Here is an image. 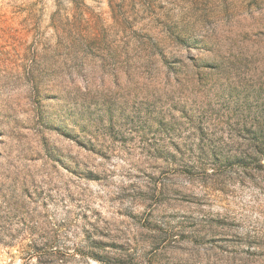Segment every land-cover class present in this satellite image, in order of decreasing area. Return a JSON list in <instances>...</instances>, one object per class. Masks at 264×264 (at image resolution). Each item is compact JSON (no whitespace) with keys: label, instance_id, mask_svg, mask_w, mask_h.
Segmentation results:
<instances>
[{"label":"rangeland","instance_id":"obj_1","mask_svg":"<svg viewBox=\"0 0 264 264\" xmlns=\"http://www.w3.org/2000/svg\"><path fill=\"white\" fill-rule=\"evenodd\" d=\"M0 264H264V0H0Z\"/></svg>","mask_w":264,"mask_h":264}]
</instances>
